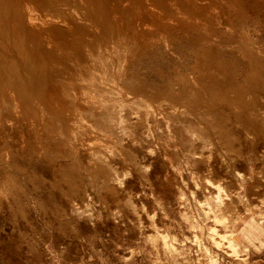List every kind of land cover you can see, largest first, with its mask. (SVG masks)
<instances>
[{"label": "rangeland", "instance_id": "obj_1", "mask_svg": "<svg viewBox=\"0 0 264 264\" xmlns=\"http://www.w3.org/2000/svg\"><path fill=\"white\" fill-rule=\"evenodd\" d=\"M237 17L246 25L219 26L211 43L214 77L201 70L175 102L108 126L74 110L75 123H42L38 138L25 120L6 129L0 264H264V0ZM204 56L215 53L200 51V68ZM208 80L230 86L199 87Z\"/></svg>", "mask_w": 264, "mask_h": 264}, {"label": "bare ground", "instance_id": "obj_2", "mask_svg": "<svg viewBox=\"0 0 264 264\" xmlns=\"http://www.w3.org/2000/svg\"><path fill=\"white\" fill-rule=\"evenodd\" d=\"M247 1L0 0V138L24 120L38 138L42 123H75L74 110L101 111L98 119L108 126L132 121L123 111L164 104L166 97L175 102L182 91L196 90L193 77L201 70L206 79L214 77L218 58L211 43L226 26L246 25L237 14ZM200 51L215 53L204 56V68ZM196 54V61L188 59ZM220 59L226 74L227 51ZM173 74L186 85L162 93L160 79ZM216 84L230 86L208 80L199 87ZM8 147L2 142L0 150Z\"/></svg>", "mask_w": 264, "mask_h": 264}]
</instances>
